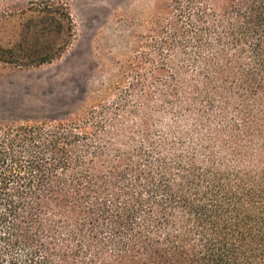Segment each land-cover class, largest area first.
<instances>
[{"label": "trees", "instance_id": "trees-1", "mask_svg": "<svg viewBox=\"0 0 264 264\" xmlns=\"http://www.w3.org/2000/svg\"><path fill=\"white\" fill-rule=\"evenodd\" d=\"M153 3L112 99L0 126V264H264V0ZM12 18L0 66L50 64L74 36L60 0Z\"/></svg>", "mask_w": 264, "mask_h": 264}, {"label": "rangeland", "instance_id": "rangeland-1", "mask_svg": "<svg viewBox=\"0 0 264 264\" xmlns=\"http://www.w3.org/2000/svg\"><path fill=\"white\" fill-rule=\"evenodd\" d=\"M32 1L39 0H0V15H13L16 24L18 12ZM60 1L72 13V41L50 64L28 69L0 66V126L83 116L127 85L144 51L153 0Z\"/></svg>", "mask_w": 264, "mask_h": 264}]
</instances>
